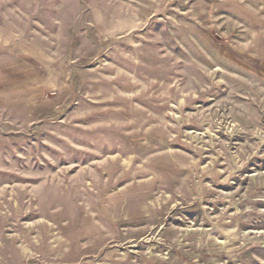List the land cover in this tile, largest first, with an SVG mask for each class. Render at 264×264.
Instances as JSON below:
<instances>
[{
  "label": "rangeland",
  "instance_id": "obj_1",
  "mask_svg": "<svg viewBox=\"0 0 264 264\" xmlns=\"http://www.w3.org/2000/svg\"><path fill=\"white\" fill-rule=\"evenodd\" d=\"M0 264H264V0H0Z\"/></svg>",
  "mask_w": 264,
  "mask_h": 264
}]
</instances>
